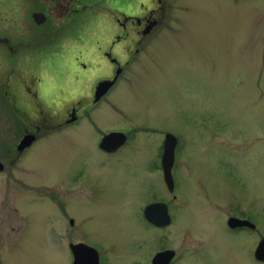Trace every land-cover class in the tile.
I'll return each instance as SVG.
<instances>
[{"label":"rangeland","instance_id":"rangeland-1","mask_svg":"<svg viewBox=\"0 0 264 264\" xmlns=\"http://www.w3.org/2000/svg\"><path fill=\"white\" fill-rule=\"evenodd\" d=\"M224 1L184 0L173 9V21L161 30L168 34L165 45L158 46L150 67L134 82L135 96L126 88L121 99L138 118L177 135L183 148L173 169V223L166 242H158L159 232L155 241L179 249L190 236L196 247L184 264H255L249 249L257 236L247 240L227 228L229 195L264 225V0ZM83 139L75 138V147L56 155L40 151L30 160L33 176L53 182L57 172H64L77 187L84 180L98 182L100 190L86 192L71 212L106 252L108 264H144L153 231L142 211L164 191L162 173L157 171L156 181L149 178V154L138 158L128 152L118 160L94 148L95 138ZM101 160L108 165L95 166ZM30 176L38 182V176ZM33 181L12 193L13 198L24 193L28 203L22 205L19 229L1 238L0 264H71L67 246H59L49 232L51 207L42 204L48 198L39 195ZM1 190L2 185L0 195Z\"/></svg>","mask_w":264,"mask_h":264},{"label":"flooded vegetation","instance_id":"flooded-vegetation-1","mask_svg":"<svg viewBox=\"0 0 264 264\" xmlns=\"http://www.w3.org/2000/svg\"><path fill=\"white\" fill-rule=\"evenodd\" d=\"M229 2L250 0L223 3ZM180 3L184 0H0V176H5L0 195L1 244L3 235L19 229L17 220L21 219L22 205L28 197L20 193L13 198L12 193L15 186L25 189L33 181L30 175L33 176L34 163L30 160L37 158L40 151L55 155L56 150L69 151L75 147V138L84 136L87 140L91 136L96 140L93 147L107 157L120 160L128 152L138 158L143 153L149 154L145 161L147 175L156 181L159 170L165 189L157 199L151 198L153 201L142 211L143 219L153 231L150 254L143 257L144 264L185 263L196 247L190 236L185 237L179 249L157 244L166 242L173 223L170 210L176 201L173 169L178 167L183 148L177 135L151 126L145 117L138 118L121 103L126 88L135 96L133 84L150 67L158 46L165 45L168 34L161 30L173 21L172 10L179 8ZM110 114L118 125H111ZM110 133L117 137L103 147L102 140ZM167 134L176 139L170 170L171 191L162 168ZM106 165L107 161L101 160L95 166ZM62 174L65 173L57 172L53 182H40L41 176L34 175L39 176L32 187L37 186L39 195L47 196L42 204L51 207L48 213L53 220L49 232L59 246H67L71 264H108L106 252L97 241L89 239L82 229L84 224L71 212L74 203L83 201L89 190L99 191L100 184L84 180L77 187L74 177L67 180ZM155 187L153 183L152 195ZM230 196L226 199L227 228L230 233H243L247 240L257 236L249 253L255 264H264V259L256 257L264 239V225L250 209L242 208ZM153 203L164 204L166 210L161 211L160 217L156 209L151 210V218L166 223L157 224L144 216L145 208ZM230 218L241 222L230 226ZM156 232L160 233L161 241H155ZM260 253L264 255V247ZM132 256L137 257L135 253Z\"/></svg>","mask_w":264,"mask_h":264},{"label":"water","instance_id":"water-1","mask_svg":"<svg viewBox=\"0 0 264 264\" xmlns=\"http://www.w3.org/2000/svg\"><path fill=\"white\" fill-rule=\"evenodd\" d=\"M115 133H110L108 135H106L103 140H102V146L106 147L107 144L111 143L112 139H114L115 137H117L116 135H114ZM175 143H176V139L173 135L171 134H167L166 139H165V143H164V151H163V155H162V168H163V174H164V180L169 188V190L171 191L173 189V179L171 176V166L173 163V154H174V147H175ZM158 211V216H161V211L162 210H166V206L162 203H153L148 205L145 210H144V216L151 222H156L154 220V218H151V210H155ZM163 213V212H162ZM163 217V216H162ZM241 221H238L237 219L234 218H230L228 220V224L230 226L235 225V223H240ZM157 224L160 223H166L164 222H156ZM260 246H258V249L256 251V257L259 259H264V255L261 254V250L264 247V239L262 240V242L259 244ZM80 254L78 253V258H79ZM76 259H77V255H76Z\"/></svg>","mask_w":264,"mask_h":264}]
</instances>
